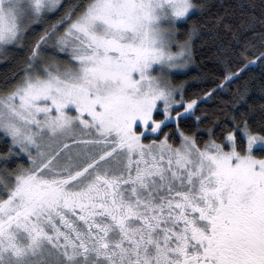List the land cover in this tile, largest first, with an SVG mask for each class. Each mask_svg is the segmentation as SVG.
<instances>
[{
	"label": "snow or ice",
	"instance_id": "1",
	"mask_svg": "<svg viewBox=\"0 0 264 264\" xmlns=\"http://www.w3.org/2000/svg\"><path fill=\"white\" fill-rule=\"evenodd\" d=\"M0 64V264H264V0H0Z\"/></svg>",
	"mask_w": 264,
	"mask_h": 264
},
{
	"label": "trees",
	"instance_id": "2",
	"mask_svg": "<svg viewBox=\"0 0 264 264\" xmlns=\"http://www.w3.org/2000/svg\"><path fill=\"white\" fill-rule=\"evenodd\" d=\"M212 67V65L209 63L207 67H204L202 64H193L191 66V70H186L184 72H187V74H183L184 72H181L180 75H178L177 79L178 81H187V94H199L202 92V90L206 89L209 86V82L207 80H200V79H192V77H199L203 73H207L209 69ZM5 70V66L0 64V75L3 74ZM219 69H216L217 76L219 75ZM253 73L256 75H259V69L253 66ZM252 73H249L251 75ZM220 95L224 98H227V93L221 91ZM202 107H211V104L204 105ZM10 139L6 136H4L3 133L0 132V151L5 150L6 145ZM26 160V155L22 156V159H20V162H24Z\"/></svg>",
	"mask_w": 264,
	"mask_h": 264
},
{
	"label": "rangeland",
	"instance_id": "3",
	"mask_svg": "<svg viewBox=\"0 0 264 264\" xmlns=\"http://www.w3.org/2000/svg\"><path fill=\"white\" fill-rule=\"evenodd\" d=\"M191 66H192V65H191ZM191 66H190V67H191ZM184 71H186V70H180V72H184ZM1 133H2V132H1ZM8 138L10 139V137H8ZM23 155H26V154H23Z\"/></svg>",
	"mask_w": 264,
	"mask_h": 264
}]
</instances>
